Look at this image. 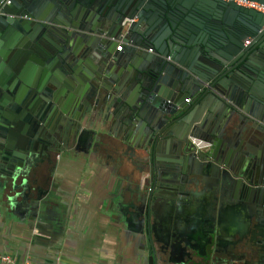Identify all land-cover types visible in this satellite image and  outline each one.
Segmentation results:
<instances>
[{
    "label": "water",
    "instance_id": "95a60500",
    "mask_svg": "<svg viewBox=\"0 0 264 264\" xmlns=\"http://www.w3.org/2000/svg\"><path fill=\"white\" fill-rule=\"evenodd\" d=\"M18 40L26 63L16 61L21 51H5ZM97 115L148 151V264H157L156 207L185 201L184 187L199 185L198 176L239 189L264 232L263 13L222 0H12L2 7L0 188L10 182L26 201L30 170L57 149V134L69 137ZM192 140L211 146L197 152Z\"/></svg>",
    "mask_w": 264,
    "mask_h": 264
},
{
    "label": "crops",
    "instance_id": "0c3cea01",
    "mask_svg": "<svg viewBox=\"0 0 264 264\" xmlns=\"http://www.w3.org/2000/svg\"><path fill=\"white\" fill-rule=\"evenodd\" d=\"M17 50L16 61L26 63L23 41L5 49ZM78 124L69 137L57 134V149L30 170L26 201L22 188H0V254L18 264H148V151L112 119ZM195 179L185 201L160 203L156 225L151 217L157 264H264L263 227L248 216L241 191Z\"/></svg>",
    "mask_w": 264,
    "mask_h": 264
},
{
    "label": "built area",
    "instance_id": "2783aa9c",
    "mask_svg": "<svg viewBox=\"0 0 264 264\" xmlns=\"http://www.w3.org/2000/svg\"><path fill=\"white\" fill-rule=\"evenodd\" d=\"M12 0H2L0 2V10L2 9V7L4 6H8L10 5ZM223 2H231L234 3L235 5L242 7V8H246V9H251L260 13L264 14V6L257 3V2H253L250 0H222ZM249 42H246V45ZM148 52H151V50H148ZM189 103V100L187 101ZM192 144L195 146L196 151L197 152H205L210 148V143L206 142V141H200V140H192ZM0 264H18L16 262H14L10 257L6 256V255H1L0 254ZM23 264H29L28 262H25Z\"/></svg>",
    "mask_w": 264,
    "mask_h": 264
}]
</instances>
